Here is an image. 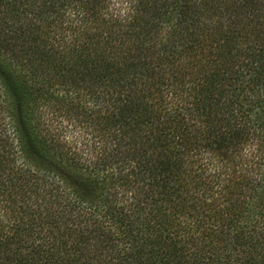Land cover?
<instances>
[{"label":"trees","instance_id":"trees-1","mask_svg":"<svg viewBox=\"0 0 264 264\" xmlns=\"http://www.w3.org/2000/svg\"><path fill=\"white\" fill-rule=\"evenodd\" d=\"M0 264H264V0H0Z\"/></svg>","mask_w":264,"mask_h":264},{"label":"rangeland","instance_id":"rangeland-1","mask_svg":"<svg viewBox=\"0 0 264 264\" xmlns=\"http://www.w3.org/2000/svg\"><path fill=\"white\" fill-rule=\"evenodd\" d=\"M253 1H255V0H253ZM259 4H260V2L258 1L256 4H255V6H259ZM249 151V150H248Z\"/></svg>","mask_w":264,"mask_h":264}]
</instances>
